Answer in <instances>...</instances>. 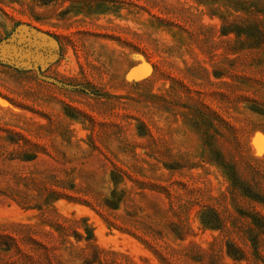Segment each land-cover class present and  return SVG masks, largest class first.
<instances>
[{
    "label": "rangeland",
    "instance_id": "rangeland-1",
    "mask_svg": "<svg viewBox=\"0 0 264 264\" xmlns=\"http://www.w3.org/2000/svg\"><path fill=\"white\" fill-rule=\"evenodd\" d=\"M262 11L0 0V264H264Z\"/></svg>",
    "mask_w": 264,
    "mask_h": 264
},
{
    "label": "trees",
    "instance_id": "trees-1",
    "mask_svg": "<svg viewBox=\"0 0 264 264\" xmlns=\"http://www.w3.org/2000/svg\"><path fill=\"white\" fill-rule=\"evenodd\" d=\"M236 9L238 12L240 13H244L246 15V12H248L251 16H254L255 14H257L256 7H245L242 8L240 7L238 4L235 5ZM250 8H254V9H250ZM264 14V11H262ZM244 19L249 18L248 16L243 17ZM253 19H255V17H253ZM257 20V19H256ZM234 20L228 22L227 24L224 25V31H226V29L231 28L234 25ZM245 25L243 26L242 24H239V27L236 31L239 33V39H243L245 41V43H255L258 44L257 46H259L260 44H262L264 42V23H263V27L262 29L258 28V27H254V25H252L253 23L250 20H247L245 23ZM252 26V28H251ZM237 33V34H238ZM91 237V233L89 232V238Z\"/></svg>",
    "mask_w": 264,
    "mask_h": 264
},
{
    "label": "water",
    "instance_id": "water-1",
    "mask_svg": "<svg viewBox=\"0 0 264 264\" xmlns=\"http://www.w3.org/2000/svg\"><path fill=\"white\" fill-rule=\"evenodd\" d=\"M31 30L36 31L35 29L31 28ZM37 33H39L38 31H36ZM43 34V33H41ZM21 30L19 29V32L17 33L15 38L12 39H8L6 41H2L0 43V55L6 57V59L8 60H12L14 62H18L17 57H11L13 55V53L16 54V52L18 53V50H22L23 52L26 50L25 48L21 47V44H23L22 40H21ZM23 60V59H22Z\"/></svg>",
    "mask_w": 264,
    "mask_h": 264
}]
</instances>
